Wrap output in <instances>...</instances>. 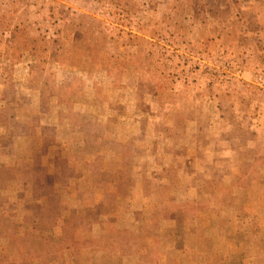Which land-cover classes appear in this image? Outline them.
I'll list each match as a JSON object with an SVG mask.
<instances>
[{
  "label": "rangeland",
  "instance_id": "1",
  "mask_svg": "<svg viewBox=\"0 0 264 264\" xmlns=\"http://www.w3.org/2000/svg\"><path fill=\"white\" fill-rule=\"evenodd\" d=\"M188 136L177 153L222 165L233 147L249 178L143 200L139 225L110 216L125 212L115 194L96 206L84 178L72 184L89 138L114 162L130 159L119 140ZM233 185L255 199L264 187V0H0V264H264V210L231 230L253 201L234 202Z\"/></svg>",
  "mask_w": 264,
  "mask_h": 264
},
{
  "label": "crops",
  "instance_id": "2",
  "mask_svg": "<svg viewBox=\"0 0 264 264\" xmlns=\"http://www.w3.org/2000/svg\"><path fill=\"white\" fill-rule=\"evenodd\" d=\"M84 125L85 124H81L82 128ZM164 126L168 128V133H170L172 129H177L167 126L166 124ZM81 131L83 135L84 131L82 129ZM189 137L190 136H188V139L184 138V140L180 139L178 142L169 137L165 138L163 140V146L160 148L158 145H155V142L153 141L152 147L142 148V151H139L141 149L135 148L136 144L138 145L139 142L135 141L133 138H129L130 144H126L127 140H123V142L119 140V145H117L121 151L123 146H126V149L130 150V159H127V157H123L122 159L123 155L119 154V158L117 157L119 160H115V164L114 162L109 161L111 159L109 155L100 153L101 149H93L96 141L89 138L87 142H83L78 146V148H81L82 146L89 148V158L85 159L84 157H80V168L77 166L78 164H70L68 168L72 171V184L75 186L76 183H79L81 179L84 178V183L93 187L89 193L93 195V204L96 206L102 203L104 196H111L115 194L116 196L114 202L119 203V201L122 200L120 203L124 204L122 205V208L125 212L120 215L110 216L114 219H121L123 223H125L126 214L131 213L133 216H136V223L139 225L141 218L139 219L138 216L141 217V214L143 216L144 211L147 210L146 208L148 207L143 204V200H149L154 203L156 202V196L161 193L166 194L168 199L172 202L177 200L187 201L188 199H204L208 189L213 188L214 184L218 182L234 184V181H237L238 179L245 180L246 178H249V172L238 170L240 169L238 163L242 166L241 162L243 161L240 162L237 158H235L236 154L232 153L233 147L229 149L226 148V150L224 149L225 151H221L220 160L223 161L222 165L219 160L206 163L203 158L198 157L196 153L194 154V150L192 148H188V150L184 149V153H177V150H175L177 144L184 146V148L192 147L190 144L191 137ZM79 143L81 142L79 141ZM238 143L243 144L240 140H238ZM110 144H115V142L113 143L110 141ZM245 144L249 145V142H245ZM66 146H69V144H66ZM131 151H137V153L131 154ZM144 159L148 160L147 164ZM196 162L202 163V167H199ZM85 164L89 165L87 166ZM175 164H178V166ZM85 166L86 169H89V176H86L85 173L82 176ZM96 170L101 171L102 173L104 170L111 174L112 181L115 182L113 184L111 183V187L113 189L115 188L113 191L105 190L101 185L97 186L94 184ZM134 173L138 174V178H136V183L138 182L136 192L131 191V188H134L135 186ZM122 175L126 178L127 184H124L126 187H124V189L122 188L123 190H119L121 185L119 180ZM173 184L176 186L172 187ZM69 185H71V183H69ZM244 192L246 193L245 195H248V198L255 196L253 194L254 190H247L245 185L238 187L233 185V189L230 192V198H234L235 202V199L237 200V196ZM134 193H137L135 197L132 196ZM123 195L128 196V198L123 197ZM258 195L259 197L256 199L255 197H252L253 201H249L248 199V201L242 204L241 209L239 208L241 212V221L237 220L235 222V226L230 227L231 230L235 228L239 231V229L243 227L247 230L252 224V217L254 214L258 213L261 216L264 210V187L261 188ZM131 197L133 198L131 199ZM206 201V209L208 210L216 209L218 211L226 209L224 206L227 203L222 204L219 199H215L213 201L208 199ZM224 223L225 222H222V225ZM235 233L236 232L234 231L233 234Z\"/></svg>",
  "mask_w": 264,
  "mask_h": 264
}]
</instances>
